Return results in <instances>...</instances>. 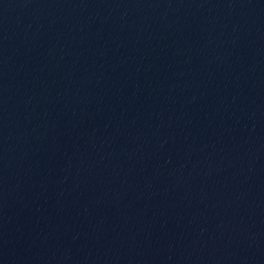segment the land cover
Returning <instances> with one entry per match:
<instances>
[{
    "label": "water",
    "instance_id": "water-1",
    "mask_svg": "<svg viewBox=\"0 0 264 264\" xmlns=\"http://www.w3.org/2000/svg\"><path fill=\"white\" fill-rule=\"evenodd\" d=\"M0 264H264V0H0Z\"/></svg>",
    "mask_w": 264,
    "mask_h": 264
}]
</instances>
